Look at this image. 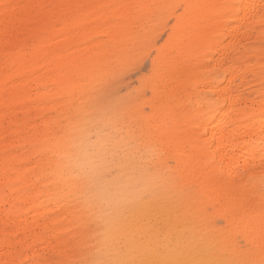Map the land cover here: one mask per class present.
Listing matches in <instances>:
<instances>
[{"label":"rangeland","instance_id":"obj_1","mask_svg":"<svg viewBox=\"0 0 264 264\" xmlns=\"http://www.w3.org/2000/svg\"><path fill=\"white\" fill-rule=\"evenodd\" d=\"M119 1L44 0V4L103 5ZM188 1L169 0L168 3ZM64 20L61 16L58 17L60 23H46L39 28H28L27 23L19 26L17 35L21 48L30 40L38 39L39 44L44 40L66 37L73 31L65 32ZM159 32L163 39L154 47L163 48L169 38L163 36V27ZM256 32L259 35L258 28ZM87 37L72 46L85 44ZM251 42L259 43V40ZM3 56L4 45L0 48V85L5 81ZM154 59H149L145 53L133 56L131 63L122 68V80L118 83L109 80V73L97 72L96 78L91 79L89 91L78 95L69 107L65 105L63 113L53 109L50 112L52 116L56 114L57 139L64 138L68 146L64 153L53 156L50 163L53 169L50 179L58 176L63 182L57 196L65 197L71 193L70 200H65L58 210L71 220L67 235L70 240L68 260L62 264L69 260L72 264H116L117 261L163 264L164 261L178 260L246 264L259 256L262 237L258 229L261 212L258 188L240 186V180L226 181L222 177L224 172L219 169L220 164L217 172L211 171L206 178L205 172L217 164V158L202 148H196L190 142L191 133L186 128L177 127L176 136L171 137L176 146L169 141L165 149L157 137L152 138L153 145L148 147L150 139L143 133V126L156 119L157 103L156 85L145 77L151 71ZM124 76L127 78L123 79ZM257 80L246 88L249 92L259 87ZM101 81L109 85L102 88ZM133 89H137L135 94ZM175 93V110L179 108L182 118L192 98L185 91ZM163 101L168 103L167 95ZM167 121L173 126L172 118ZM180 123L174 122L175 125ZM206 137L203 139L208 142ZM180 144L184 146L182 153L177 151ZM255 169L258 171L255 178L264 174L259 164ZM195 178L203 183L192 181ZM183 193L192 200L187 218L182 216L183 208L177 203ZM176 215L181 220L194 219L197 227L195 236L181 238L186 246L190 245L184 250L175 249L171 244L169 249V243L162 240L169 233L178 237L184 229H191L183 228L179 222V225L171 222L172 228H169L168 218ZM140 220L143 221L142 228H138ZM253 220L256 222L254 228L236 227V224ZM5 229L0 232V241ZM13 231L25 237L18 230ZM40 231L36 229L37 233ZM26 239L29 244L36 241L29 234ZM43 249L44 245L40 251ZM2 252L0 249V255ZM50 256L58 260L63 255L52 253Z\"/></svg>","mask_w":264,"mask_h":264},{"label":"bare ground","instance_id":"obj_2","mask_svg":"<svg viewBox=\"0 0 264 264\" xmlns=\"http://www.w3.org/2000/svg\"><path fill=\"white\" fill-rule=\"evenodd\" d=\"M168 1L121 0L113 4H163L168 3ZM7 2L20 5L44 4V0H7ZM200 2H209V0H189L187 3ZM239 2L246 5H256L251 13H254V20L258 25L262 0H239ZM29 12V9L21 8L17 10L18 15L15 18L5 19L3 15H0V48L4 45L3 34L5 29L10 26L18 28L27 23ZM121 14L120 12L103 13L94 18L98 23L93 26L73 31L59 40L42 41L34 48L33 57L30 60L16 65L12 73L15 82L5 86V81H3L0 85V232L5 228H11L13 235H16L13 230L21 232L25 237H20L15 243L20 247H26L25 249L30 245L26 239L27 234L33 235L35 240L47 239L42 253L48 257H51L50 254L52 253L63 255L58 260L52 258L54 264H62L63 261L68 260L70 240L67 235L68 228H71V220L58 210L65 200H70L71 193L65 197L57 196L63 182L58 176L50 179V175L53 173L50 166L53 156H59L68 149L64 138H61L60 141L57 139L56 114L52 116L50 112L53 109L58 110V113H63L64 106L69 107L82 92L79 90L67 91L64 86L39 91L38 89H43L46 85L60 83L64 79L63 75L59 73L55 76L47 74L51 63L44 57L55 52L57 56L64 58L67 68L76 77H87L85 82L90 83L93 77L91 75L92 69L106 60L109 46L121 44L128 38L125 25L104 23L105 20L111 19L113 16L119 17ZM84 36H88L85 44L72 46V44L80 43ZM99 36H106L107 38L104 40L96 39ZM259 39L260 36L256 32L251 41H258ZM89 41L94 42L89 43ZM167 44L168 40L164 47ZM253 45L251 51H248V57L254 59L258 69L261 62V49L259 43ZM174 55L175 53L169 49V53L162 62L167 65ZM174 70L176 73L174 91H178L179 94L185 91L190 98L202 92L204 84L196 79L195 75L189 80H183L179 65H176ZM228 79L229 83H233L235 77L230 76ZM257 79L249 78L245 87L247 88L252 84L251 82H256ZM261 91L259 87L251 90V96L246 98V103L235 109L236 114L232 117L233 121L243 120L251 114L259 113L262 105L258 96ZM154 94L157 103L156 119L150 120L149 124L143 126V133L150 139L147 142L148 147L151 148L153 145L152 138L160 137L162 146L167 149L169 141L176 146L171 137L176 136L175 130L177 129L169 126L167 119L172 118L174 120L173 125H175L180 123L182 118L178 112L179 108L164 117L161 108L165 102L161 97H166V95L157 86H155ZM167 98L170 99L169 96ZM227 111H232V108L229 107L225 110V112ZM225 112L218 113L220 120L213 116L209 118L212 122L205 121L202 125V130L208 132L207 143L215 144V148L206 151V153L215 155L219 162L213 164L210 170L205 172V177L208 178L207 176L213 170L217 172V165L220 164L219 169L227 175L222 174L223 179L232 183L240 180L238 185L251 187L250 181L258 173L255 169L256 166L259 164L264 171V144H261L264 137H261L259 128L251 124H237L236 128L226 130L221 125V120H223L224 115H227ZM170 127L174 130H171ZM47 160L49 161L47 162ZM6 169L9 172L8 175H5ZM192 181L197 184L203 183L199 178ZM187 196V193L180 194L177 200L179 207L183 208L182 216L184 218H187L188 209L192 205L191 198ZM171 218H168L169 228H172L171 222L176 224L179 222L183 228L191 229H184L178 237L169 233L164 235L162 240L169 243L167 247L169 249L170 244L178 250L189 248L190 245L186 246L181 238L188 239V237L191 238L196 235L195 220L189 218L188 220H181L177 218V215ZM73 223L75 222L73 221ZM142 226L143 221L140 220L138 228H142ZM146 226L150 228L147 222ZM74 228L78 227L74 226ZM36 229L41 231L37 233ZM0 249L3 250L0 261L11 258L8 250L3 249L2 244H0ZM63 264L72 263L69 260L68 263Z\"/></svg>","mask_w":264,"mask_h":264},{"label":"snow or ice","instance_id":"obj_3","mask_svg":"<svg viewBox=\"0 0 264 264\" xmlns=\"http://www.w3.org/2000/svg\"><path fill=\"white\" fill-rule=\"evenodd\" d=\"M256 5L244 4L239 0H209L200 3H139V4H42L20 5L12 4L7 0H0V15L5 19L15 18L17 10L29 9L27 17L28 28H39L43 24L60 23L58 17L63 16L65 32L79 31L84 27H90L98 23L95 17L103 13L120 12L119 17L113 16L105 20V24L119 23L125 25L127 40L115 46H109L106 61L92 69L91 75L95 79L97 72L109 73V80L118 83L122 76V68L131 63L133 56L147 54L153 60L152 69L146 74L145 79H151L163 93L170 97L167 104L161 108V113L166 117L176 109L174 91L175 66L179 65L182 79L195 78L204 84L201 93L195 95L189 101L190 107L184 111L181 123L172 127L187 129L190 133V142L196 148L211 151L215 144H208L204 137L208 135L206 130L201 131L205 121L215 116L220 120L218 113L227 111L221 120V125L227 129L236 128L237 124H251L258 127L261 137H264V0L260 7V19L258 25L254 20L251 10ZM163 27V36L168 37V44L164 48H157L163 37L159 29ZM259 30V47L261 49L260 67L257 69L253 58L248 57V51L254 45L251 36ZM16 27H8L3 34L4 62H5V86L15 82L12 76L16 65L21 61L30 60L34 54L37 40H30L21 48V41L17 35ZM106 36L96 39L104 40ZM94 41H89L92 43ZM169 49L175 55L165 65L162 61L169 53ZM50 60L49 76L62 74L64 79L60 83L46 85L39 91H47L49 88L64 86L67 91L79 90L87 92L91 83H86L87 77H76L66 66L64 58L55 52L44 57ZM235 77L233 83H229V77ZM127 77L124 76L123 79ZM249 78H258L261 93L258 99L261 109L258 114H251L243 120L233 121L235 109L246 103V98L251 93L245 85ZM109 84L101 81V87ZM172 90V91H170ZM137 89H133L135 94ZM92 92H99L93 90ZM164 99V96L161 97ZM101 111H105L101 108ZM258 115V119H257ZM212 122V121H210ZM198 135H195L197 134ZM264 144V139L261 140ZM183 145H177V151H183ZM219 155V153H217ZM215 163V160L212 161ZM239 171V169H237ZM9 172L6 169L5 175ZM250 186L258 188L261 195V212L259 215L258 229L262 237L258 258L251 259L246 264H264V174L259 179L253 178ZM236 227L254 228L253 220L247 224H236ZM11 228L5 229L2 244L8 250L10 259L0 261V264H54L51 257L45 256L40 249L47 243V239H37L27 249L20 248L15 241L20 234L9 235ZM34 253V254H33ZM27 257V258H25ZM116 264H137L136 261H117ZM163 264H212L205 261H164Z\"/></svg>","mask_w":264,"mask_h":264}]
</instances>
